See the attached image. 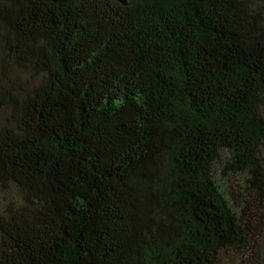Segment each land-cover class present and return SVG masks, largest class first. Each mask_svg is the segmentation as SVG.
<instances>
[{"label": "trees", "instance_id": "obj_1", "mask_svg": "<svg viewBox=\"0 0 264 264\" xmlns=\"http://www.w3.org/2000/svg\"><path fill=\"white\" fill-rule=\"evenodd\" d=\"M0 199V264H264V0H0Z\"/></svg>", "mask_w": 264, "mask_h": 264}, {"label": "rangeland", "instance_id": "obj_2", "mask_svg": "<svg viewBox=\"0 0 264 264\" xmlns=\"http://www.w3.org/2000/svg\"><path fill=\"white\" fill-rule=\"evenodd\" d=\"M10 77H13L14 80L19 83H22L24 78V76H22V74L18 71L13 72ZM223 165L224 164L220 162L216 163L214 167V175L218 184L229 198L231 193L234 195L235 201H232V199L230 201L233 202V205L235 204L234 206L238 209V211L241 208H245V211L243 212H246V209H252V205L256 203V200L254 194L250 189H248L246 183V179L249 178L248 173L233 174L224 171ZM2 209L3 206L0 199V214ZM218 264H238V256L234 251L227 250L219 256Z\"/></svg>", "mask_w": 264, "mask_h": 264}]
</instances>
